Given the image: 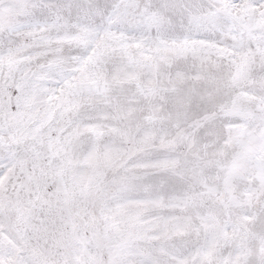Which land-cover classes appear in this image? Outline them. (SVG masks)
<instances>
[{
    "label": "snow or ice",
    "instance_id": "obj_1",
    "mask_svg": "<svg viewBox=\"0 0 264 264\" xmlns=\"http://www.w3.org/2000/svg\"><path fill=\"white\" fill-rule=\"evenodd\" d=\"M0 264H264V0H0Z\"/></svg>",
    "mask_w": 264,
    "mask_h": 264
}]
</instances>
